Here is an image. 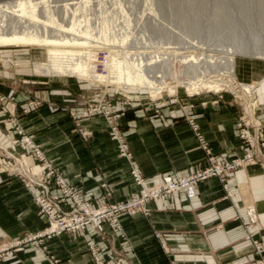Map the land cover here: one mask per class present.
<instances>
[{
	"label": "crops",
	"instance_id": "1",
	"mask_svg": "<svg viewBox=\"0 0 264 264\" xmlns=\"http://www.w3.org/2000/svg\"><path fill=\"white\" fill-rule=\"evenodd\" d=\"M235 72L239 82L257 87L254 116L264 142V60L238 59ZM1 97L0 147L8 148L17 138L10 124V118H15L46 159L94 207L138 192L128 163L109 138L106 120L83 119L79 124L83 138L62 109L84 106L83 97L72 104L68 91L11 74L0 76ZM35 99L41 106L22 113L26 102ZM213 99L203 97L206 106L193 110L190 104L197 100L184 101L187 113H148L143 108L138 111L136 104L127 108L120 119L121 130L145 185L154 184L163 174L182 176L203 168L210 156L220 161L244 156L245 145L236 129L240 110L231 100ZM48 102L60 109H48ZM262 154L258 162L242 164L224 181L211 178L199 183L193 199L176 194L148 203L146 213L124 215L120 231L106 224L104 237L87 227L78 237L43 238L39 244L27 243L22 250L5 254L0 264H53L51 259L57 264H94L88 241L107 253L106 258L117 256L128 264H257L252 242L262 239L264 244V148ZM3 157L0 151V242L21 240L43 228L31 192L22 178L7 173L11 164Z\"/></svg>",
	"mask_w": 264,
	"mask_h": 264
},
{
	"label": "rangeland",
	"instance_id": "2",
	"mask_svg": "<svg viewBox=\"0 0 264 264\" xmlns=\"http://www.w3.org/2000/svg\"><path fill=\"white\" fill-rule=\"evenodd\" d=\"M86 1V5L84 4L83 6L80 4L76 14L78 15V19L82 21L83 25H88L92 30L93 35L97 38L95 41L91 38L89 39L91 43L90 46L94 47V44L107 45L112 60H115L114 63L121 62L124 59L125 63L127 61L137 69L141 68L140 71L145 70L143 73L147 80L152 83V86L155 85L165 88L164 94L161 98L157 99L159 96L157 97L155 94H150L148 90H144L143 88L138 89V87H136L129 91L123 83L118 81L117 83L121 85L119 88L122 89L123 92L121 90H116L113 86L104 85H100L98 89H90L88 83L70 77L45 78L48 76L38 75L33 67L34 65L38 66L46 63V49L39 47H0V76L11 74L15 77H21L22 80L48 82L49 88H59L60 90L68 91L71 96L70 100H73L71 101L72 104H77L79 101L78 99L83 97L86 100L84 106L67 107L65 105L62 109L68 112L70 118L73 119L78 133L83 138L85 136L80 128V122L83 119L94 116L103 117L108 123L109 138L116 145L117 151L118 141L113 139L112 130L114 129L116 131V134L119 137L118 139H120L119 141L128 146L120 125V119L126 113L127 108L136 104L138 106V111L143 108V110L148 113H161L163 110H166L167 112L187 113L189 111L187 109L188 106L183 104V102L188 100H197L198 102L190 104L191 110H193L195 106L204 108L206 105L202 103L203 97L212 96V94H207L203 91L198 95L188 96L185 89L186 84L194 83L196 81L195 84L200 85L199 88L205 90L208 89L205 88L206 86H217L218 82L212 81V79L209 81V78H216L214 74L225 73L222 64H224L228 58H233L235 62V71L238 59L264 60L262 57L264 56V0ZM70 2L78 1L48 0V8L51 11L53 19L59 26L66 25L68 27L77 28L75 21L72 20L74 17L68 20L67 23H62L61 20H58V17L60 15L63 16L64 13L67 16L70 13L75 15L73 8L76 4H70ZM22 11V9L17 8L14 0H0V31L1 29L4 32L19 33L25 31L24 27L29 25L23 24V19L21 17ZM33 28H35V30L37 29V27ZM33 28L29 26L28 30L33 31ZM38 31H40V28H38ZM101 31L104 32V34H102ZM98 37L100 39H98ZM239 55H246V57H240ZM106 56V52H100L97 56V72L101 74H104L101 63ZM123 62L121 63L123 64ZM203 63L204 65H212L210 66L212 71H209V73L212 72L213 74L210 73L209 76L205 75L202 69ZM157 76L161 78L159 79ZM227 76L230 79H236V72L234 77L231 75ZM207 82L211 84L205 85ZM52 84H58L59 86H52ZM213 89L216 90L215 88H212L209 91H214ZM235 91H239V89L237 88ZM229 92L230 91L227 89H224L223 93L219 92L217 95L212 96V100H214L213 97L216 101L231 100L240 112H242L241 105L245 103L244 100H240L236 94L233 95ZM3 100L4 98L1 97L0 102ZM30 103L33 105L29 106ZM40 106V100H28L25 106L22 107V113L28 114L32 109H37ZM78 108L81 109L79 112H77ZM48 109H60V106H55V104L48 102ZM107 115L110 116V119ZM115 115L117 118H113ZM14 119L15 118H10V124ZM11 131L16 134L17 138H13L8 148L0 147V151L4 156L3 159L11 164L7 173L23 179L24 187L31 192L32 200L36 206L37 215L43 222V228L33 236H26L21 240H4L3 242H0V244L5 245L18 244L17 248L11 249L10 251H20L27 243L33 245L36 243L39 244L40 239L43 238L50 240L64 234L76 237L82 235L69 232L51 238L44 235L49 229L48 218H46L47 215L40 210L37 201L35 200L36 195L42 194L43 188L29 186L28 179L24 176H20L22 171L21 168H24L23 165H20L19 163L20 157L22 156L27 160L30 159V164L28 163L29 165L27 166L31 174L46 171L47 169L48 173H51V175L48 176V181L45 179L46 181L44 183L49 189L51 202L54 205L59 203L60 200L58 199L56 201L53 198H61L63 194V190L60 188V184L56 180L58 178L64 180L65 185H67L72 192H75L77 197L87 205L89 214L102 209H112L111 207L113 206H120L121 204L128 202L133 196H139L141 193L142 188L136 183L132 172L130 171V165L128 164L129 174L134 184L138 187V192L130 195L125 200L115 203H104L94 207L89 200L83 197L81 191L77 187L69 184L51 162L46 159L40 145L34 143L44 159L42 163H40L38 159H33L35 157L33 149H22L19 145L13 146V141H18L20 144L25 137L30 138V136L25 135L23 129V133L17 135V132L12 126ZM260 143L264 144L263 141ZM17 149H19L20 152H17ZM128 150L130 152L129 146ZM262 150L263 149L258 150V156L260 158L263 155ZM247 151L248 148L245 146V152L247 153ZM118 156L123 159L119 153ZM210 158L214 157L210 156ZM131 159L135 165L134 167L142 176L139 167L132 158V154ZM231 160L237 159L232 158ZM208 165L209 162L207 160L205 167L196 169L195 171L202 170ZM31 167L40 168L36 170V172H32ZM191 173L192 172H188L185 175L177 177L188 176ZM166 175L170 174L161 175L157 182L149 186L145 185V179L142 176L144 187L148 189L153 188L159 184L162 177ZM30 176L29 178L32 179L33 175ZM38 177L39 176H34V178H36L34 180H40ZM173 197L174 195L166 196L163 199L166 200ZM159 200L162 199L156 201L151 200L147 202L145 206L150 202H157ZM51 202L49 203L50 206ZM61 211L64 214H69L70 212L75 213V211L80 213L79 207L75 205V201L71 198H69L64 205H61ZM136 212L140 211L134 210L132 212H122L117 214L116 219L119 228H117L112 222L113 217H107L102 227L104 229V226L107 224L113 229V231H120L121 218L124 215H131ZM84 217L87 219V216ZM85 229H87V227ZM95 235L104 237L103 230L101 235ZM252 243L253 254H256L255 256L258 257L257 264H264V244H262V239L254 240ZM162 246L164 247V244H162ZM86 247L91 259L93 257L92 252L95 250L105 262H111L112 264H128L117 256H112V258L109 256L106 258L105 255L107 253H100L91 241L86 242ZM51 260L53 264H57V261L53 259Z\"/></svg>",
	"mask_w": 264,
	"mask_h": 264
},
{
	"label": "bare ground",
	"instance_id": "3",
	"mask_svg": "<svg viewBox=\"0 0 264 264\" xmlns=\"http://www.w3.org/2000/svg\"><path fill=\"white\" fill-rule=\"evenodd\" d=\"M77 1L78 2H70V4H76L73 8L75 15L70 13L67 16L64 13L63 16L60 15L58 17V20H61L62 23H67L68 20L74 17L72 20L75 21L77 28H73L66 25L59 26L55 22L50 9L48 8V0H14L17 8L23 10L21 12L23 24H27L31 28L37 27V29L35 30V28H33L34 30L30 31L28 30L29 26H25V31L19 33L4 32L1 29L0 47L27 46L32 48H45L47 56L46 63L33 66L35 69L34 71L38 75L48 76L45 78L70 77L75 78L78 81L88 83L90 89H98L100 85H104L113 86L116 90L122 91V89L119 88L121 85L117 83L118 81L123 83L129 91L136 87H138V89L143 88L144 90H148L150 94H155L157 97L159 96L157 99L161 98L164 94L165 88L155 85L152 86V83L147 80L145 74L143 73L145 70L140 71L141 68L137 69L127 61L125 63L124 59V62L121 61L123 64L121 62L114 63L115 60H112L111 53L107 45H98L96 43L97 45L94 44V47L90 46L91 43L89 39L91 38L95 41L97 38L93 35L90 27L88 25H83L82 21L78 19V15L76 14L80 4L84 6L87 1ZM38 28H40V31H38ZM102 31L101 33L104 34ZM98 39L100 38L98 37ZM100 52H106L107 54L104 61L101 63L104 74L97 72V56ZM239 56L246 57V55ZM262 57L264 58V56ZM204 63L202 67L203 72L205 75L209 76V74L212 73H209V71H212L210 68L212 65H204ZM222 65L225 73L234 77L235 62L233 58H228ZM225 73L222 72L214 74L216 78L210 77L209 81L212 79V81L218 82V85L215 87L204 86L205 88H208L207 90L200 89V85L195 84L196 81L194 83L186 84L185 89L188 96L198 95L203 91L207 94L211 93L212 96H215L219 92L223 93L224 89H227L230 91L229 93L233 95L236 94L240 100H244L245 104H242L244 116L247 115L249 120L257 126L259 122L254 116L258 107L256 95L257 87L252 84L239 82L237 79H230ZM157 78L160 79L161 77L157 76ZM209 84L211 83H205V85ZM212 88L216 89H213L215 92L209 91ZM237 88H239V91H235ZM235 158L242 159L243 157L235 156Z\"/></svg>",
	"mask_w": 264,
	"mask_h": 264
},
{
	"label": "built area",
	"instance_id": "4",
	"mask_svg": "<svg viewBox=\"0 0 264 264\" xmlns=\"http://www.w3.org/2000/svg\"><path fill=\"white\" fill-rule=\"evenodd\" d=\"M239 89V88H238ZM245 104V103H243ZM33 104H29L32 106ZM243 108V105H241ZM110 119V116L107 115ZM246 116V118H245ZM244 116V112L242 109L241 115L236 122V128L239 133V138L241 142L248 148L247 153L245 152L242 159L237 160H229V161H220L215 158H209V165L202 169L192 172L188 176L177 177L172 175H166L162 177V180L159 184L154 186L153 188H145L144 181L140 174V172L134 167V163L131 159V154L128 150V146L122 144L119 137L116 134V131L112 130L113 139L118 141V153L121 157L130 165V171L136 181V183L140 186L141 193L139 196H133L128 202L121 204L120 206H113L112 209H102L95 211L91 214L88 212V207L83 203L75 192L65 185V181L58 178L56 179L59 182L60 188L63 190V194L61 198L54 197V200H60L59 203L55 205L51 202V196L48 187L45 185V179L48 181V176L51 173H48V169L46 171H41L39 173L31 174L27 165L30 162H27V159L22 156L20 157V165H23L24 168H21V175L28 179V185L34 187H42V194L36 195L35 200L42 212H44L48 218V227L49 229L45 232V236L47 237H55L59 236L65 232L69 233H78L82 234L85 231L86 227H91L92 230L98 235L102 234L103 223L105 219L108 217H113L112 222L115 224L117 228H119L118 221L116 219V215L122 212H132L134 210L146 213L144 206L147 202L151 200L163 199L166 196H172L176 194L184 195L188 200L196 197L197 194V186L199 183L204 182L211 178H218L220 181H224L228 175L233 173L239 167H241L244 163H256L258 162V150L264 148V144L260 139V126L259 124L256 126L253 124L247 115ZM117 118V116H113V118ZM112 118V117H111ZM11 126L17 132V135H20L22 129L20 128L17 121L14 119L11 121ZM13 146L19 145L22 149H33L35 152V157L33 159H38L40 163L44 161L41 156L37 146L33 143V141L25 137L22 143H18V141H13ZM29 163V164H28ZM47 168V167H46ZM28 175V176H27ZM30 175H33L32 179L29 178ZM34 176H39L40 180H34ZM31 177V176H30ZM227 189V186L225 187ZM73 196V197H71ZM69 198L75 201V205L79 207V211H75V213L70 212L69 214H64L61 211V205H64L65 202L69 200ZM51 202V206L50 203ZM79 214V215H78ZM78 216V217H76ZM84 216H87L85 219ZM18 244H0V258H2L6 253H8L11 249L17 248ZM19 250V249H18ZM92 260L95 264H112L111 262H105L99 254L93 250L92 252Z\"/></svg>",
	"mask_w": 264,
	"mask_h": 264
}]
</instances>
